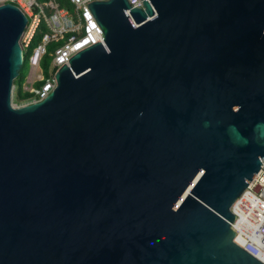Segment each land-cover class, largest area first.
Returning <instances> with one entry per match:
<instances>
[{
  "label": "water",
  "instance_id": "1",
  "mask_svg": "<svg viewBox=\"0 0 264 264\" xmlns=\"http://www.w3.org/2000/svg\"><path fill=\"white\" fill-rule=\"evenodd\" d=\"M89 4L105 41L16 107L0 6V264H264L231 211L264 164V0Z\"/></svg>",
  "mask_w": 264,
  "mask_h": 264
},
{
  "label": "built area",
  "instance_id": "2",
  "mask_svg": "<svg viewBox=\"0 0 264 264\" xmlns=\"http://www.w3.org/2000/svg\"><path fill=\"white\" fill-rule=\"evenodd\" d=\"M69 1L75 8L74 14L63 7L60 0H0V6L12 4L28 19V26L21 40L24 63L25 55L29 53V70L22 84V91L31 96L23 101L24 105L46 100L58 86L57 72L69 65L70 59L79 52L105 41V34L88 5L110 0ZM128 2L133 8H143L142 0ZM42 24L46 26L47 32L40 44L31 51L32 40ZM63 41L64 44L50 54L52 64L46 75L42 63L49 46ZM17 91L15 86L13 96ZM231 211L236 216L231 225L235 232L234 242L264 263V164L236 200Z\"/></svg>",
  "mask_w": 264,
  "mask_h": 264
},
{
  "label": "trees",
  "instance_id": "3",
  "mask_svg": "<svg viewBox=\"0 0 264 264\" xmlns=\"http://www.w3.org/2000/svg\"><path fill=\"white\" fill-rule=\"evenodd\" d=\"M60 3L62 4L63 7H66L71 13H73V14L75 13V8L70 3L69 0H60ZM46 32H47V28H46V26L44 24H42L40 26L38 32L36 33L35 37L32 40L31 47H30L31 51L40 44V42H41V40L43 38V35ZM63 44H64V41L63 42H59V43H53L51 46H49L48 54L43 59V63H42L43 70H44L46 75L49 74V69H50V66L52 64V57H51L50 54L56 48H58L59 46H61ZM23 79H24V75H23V70H22L19 78L15 81V85L18 86L17 98L19 99L20 102H23V101L27 100L31 96L30 94L23 93V91H22V81H23Z\"/></svg>",
  "mask_w": 264,
  "mask_h": 264
},
{
  "label": "rangeland",
  "instance_id": "4",
  "mask_svg": "<svg viewBox=\"0 0 264 264\" xmlns=\"http://www.w3.org/2000/svg\"><path fill=\"white\" fill-rule=\"evenodd\" d=\"M28 52L27 54L25 55V63H24V66H23V75H24V79L22 81V84L25 82L26 80V76L28 75V70H29V65H28ZM17 88L18 86L15 85ZM17 93L18 91L15 93V95L13 96V104L16 106V107H22L24 106V102H20L19 99L17 98Z\"/></svg>",
  "mask_w": 264,
  "mask_h": 264
}]
</instances>
